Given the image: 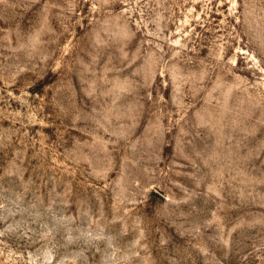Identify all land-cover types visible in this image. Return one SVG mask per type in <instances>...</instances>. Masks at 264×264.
Instances as JSON below:
<instances>
[{
    "label": "rangeland",
    "instance_id": "obj_1",
    "mask_svg": "<svg viewBox=\"0 0 264 264\" xmlns=\"http://www.w3.org/2000/svg\"><path fill=\"white\" fill-rule=\"evenodd\" d=\"M0 264H264V0H0Z\"/></svg>",
    "mask_w": 264,
    "mask_h": 264
}]
</instances>
